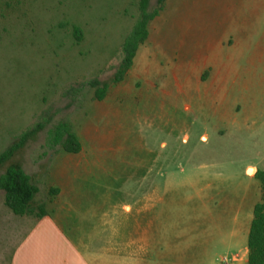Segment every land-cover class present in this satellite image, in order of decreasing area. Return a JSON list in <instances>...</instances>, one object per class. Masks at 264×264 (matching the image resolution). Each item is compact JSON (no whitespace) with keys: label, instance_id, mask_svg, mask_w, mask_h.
<instances>
[{"label":"rangeland","instance_id":"rangeland-1","mask_svg":"<svg viewBox=\"0 0 264 264\" xmlns=\"http://www.w3.org/2000/svg\"><path fill=\"white\" fill-rule=\"evenodd\" d=\"M139 5L0 0V153L44 125L13 159L38 187L33 204L78 226L98 264H246L261 195L246 167L264 169V0H165L112 83ZM63 121L78 153L49 143ZM32 221L0 190V264Z\"/></svg>","mask_w":264,"mask_h":264},{"label":"trees","instance_id":"trees-1","mask_svg":"<svg viewBox=\"0 0 264 264\" xmlns=\"http://www.w3.org/2000/svg\"><path fill=\"white\" fill-rule=\"evenodd\" d=\"M165 0H158L157 6L147 11V0H140L139 14L135 20L130 34L125 38L121 50L122 57L117 65L112 83L120 82L126 72L131 68L133 58L140 45L148 37V24L162 9ZM76 39L79 38V30L75 28ZM107 85L95 89V96L102 99ZM42 123H36L23 131L16 139L0 153V190L3 191L4 205L15 215L34 216L40 218L49 214L45 205H34V197L38 187L32 182L31 176L25 172L22 165L13 159L14 154L23 148L27 141L35 138L43 128ZM48 140L51 146H59L64 152L78 153L81 143L70 123L57 122L48 132ZM253 178L259 182L260 200L254 204L252 218L247 232V264H264V169L256 168ZM58 190L50 188L51 194Z\"/></svg>","mask_w":264,"mask_h":264},{"label":"crops","instance_id":"crops-1","mask_svg":"<svg viewBox=\"0 0 264 264\" xmlns=\"http://www.w3.org/2000/svg\"><path fill=\"white\" fill-rule=\"evenodd\" d=\"M248 167L256 170L253 165ZM57 217L50 214L35 217L36 221L26 225L8 264H98L91 238L80 237L78 226ZM239 261L247 264V247Z\"/></svg>","mask_w":264,"mask_h":264}]
</instances>
